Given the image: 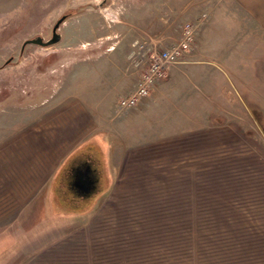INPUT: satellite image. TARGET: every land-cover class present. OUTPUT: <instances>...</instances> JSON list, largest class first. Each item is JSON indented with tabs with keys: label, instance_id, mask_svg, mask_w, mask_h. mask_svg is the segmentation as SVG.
<instances>
[{
	"label": "rangeland",
	"instance_id": "374dc122",
	"mask_svg": "<svg viewBox=\"0 0 264 264\" xmlns=\"http://www.w3.org/2000/svg\"><path fill=\"white\" fill-rule=\"evenodd\" d=\"M155 2L0 0V264H264V47L196 75L183 62L207 13ZM63 16L60 42L23 49ZM188 21L195 42L163 100L121 107L146 68L139 44L164 37L160 52ZM70 103L84 110L50 120ZM96 129L103 192L63 201L48 187L57 160Z\"/></svg>",
	"mask_w": 264,
	"mask_h": 264
},
{
	"label": "crops",
	"instance_id": "0c3cea01",
	"mask_svg": "<svg viewBox=\"0 0 264 264\" xmlns=\"http://www.w3.org/2000/svg\"><path fill=\"white\" fill-rule=\"evenodd\" d=\"M158 1L159 0H156L155 2L156 5L160 4L161 6H163L165 4L164 6H169L171 10L176 9L188 15L189 14L194 15L195 13L200 15L204 10L206 11V12L204 11L203 13H207L208 17L207 19L201 20V24L199 23L200 29L196 42L194 44V48L186 56L183 62L184 66L190 68H193L192 65H199V66L201 65V67L197 69L193 68L196 75L204 69L208 70L210 74H213V72L216 74L215 67L217 66H214L213 64H216L217 61L226 60L227 56H229V51L231 52L234 51L235 55L245 54L247 57L249 56L248 52H251L255 43L257 44V46L260 45L261 48L264 47V0H162L161 2ZM201 10L203 11L200 13ZM225 16L231 18L229 28H226L225 23L222 22ZM227 33L228 36L224 39H221ZM174 38L176 37H172V39ZM218 39L221 40V43L218 42ZM166 40L167 39L163 37V40L161 39L160 41H164V43H166ZM160 41L154 38V39H150V42L143 41L141 43L146 42L144 43L146 47L148 49H152L155 45H157V43H160ZM241 50L242 52L238 53V51ZM231 56H233V53L231 54ZM169 73L171 74L170 77L172 75L175 76L177 74L176 67H172L170 65L168 69V74ZM162 80L156 82L152 86L150 97L148 99L154 101L162 99L161 98L162 94L166 90H168L167 84L161 85L167 83ZM136 82H137V73L135 74V79L133 81V84H131V86L128 87V89H126L125 95L131 93L135 89L134 87ZM130 89L131 91L129 92ZM70 104L72 105V103ZM85 107H86L85 108L86 111L89 110L90 111L89 113L91 115L96 116V120L98 121L97 123L98 125L96 126L97 128H99L100 122L104 123V119L100 113L101 111H93L95 109H92V106L91 107L89 106L90 109L87 106ZM49 109L50 111L53 110L51 111V113L48 114L51 115L50 120L51 117L57 113H66V111H69V115H72L74 112L78 113V111L84 110V108L81 107L78 108L75 105L66 108H60L55 106V107H49ZM102 114L104 113L102 112ZM89 123H92V120ZM61 125L63 126L65 124L62 123ZM22 127L25 130V125ZM31 127H32L31 129L27 128L26 129L27 132L25 131L23 135L25 137H28L29 139L31 138V140H35L36 137L33 135L35 133L30 132V130H36V129L42 130L40 129L42 127L39 128H37L36 126L35 127L31 126ZM65 129L66 128H64L63 130ZM101 135L102 137L103 136L109 137L107 132L103 130L92 132L90 136L85 137L80 142H78L74 146V148H72L68 153H66L65 155H61V158L57 160L58 163L55 166L56 170L52 175L51 181L48 185L50 189L52 187L61 186V181L66 182L67 172L70 171L71 168L70 163L72 162V158H74V156L83 153L86 154H92V152L95 153L92 150L94 148H97L96 152L101 150L100 140L102 143H104L103 141L105 140L102 139ZM90 141L91 143L87 145V143ZM22 148L23 151H25V155L35 151L33 149L32 150L28 148L26 149L25 144L22 145ZM99 154L101 155V153ZM101 163L102 166L97 167L99 173L98 175L99 183H98V189L95 192L96 194L103 192L100 190H102V188L105 187L104 185L105 176H103L101 172L106 171V169H105L104 159L102 156H101ZM21 170L22 172H24V168H22ZM62 186H63V182H62Z\"/></svg>",
	"mask_w": 264,
	"mask_h": 264
},
{
	"label": "built area",
	"instance_id": "2783aa9c",
	"mask_svg": "<svg viewBox=\"0 0 264 264\" xmlns=\"http://www.w3.org/2000/svg\"><path fill=\"white\" fill-rule=\"evenodd\" d=\"M198 31V24L194 21L185 23L180 39L160 50V52L149 50L145 44L138 46V56L141 64H146L142 72L137 87L128 95L121 97L119 105L124 108L137 106L151 91L157 80H162L167 76V67L181 60L184 54L192 48ZM148 61V62H147ZM147 62V63H146Z\"/></svg>",
	"mask_w": 264,
	"mask_h": 264
},
{
	"label": "flooded vegetation",
	"instance_id": "af4514ba",
	"mask_svg": "<svg viewBox=\"0 0 264 264\" xmlns=\"http://www.w3.org/2000/svg\"><path fill=\"white\" fill-rule=\"evenodd\" d=\"M94 155L95 153L92 152V154H78L72 158L71 168L70 171L67 172V179L66 182L61 181V186L56 187L58 196L64 195L61 199L67 200L66 197L80 200V201H86L96 190L97 185L99 183V173L97 170V167L100 166L98 161H94ZM97 166V167H96ZM87 168L90 170V180L91 182V188H84L82 187L81 189L76 187L77 185L75 184V178L79 173L84 172ZM63 182V186H62ZM60 190V192H59ZM69 190L71 193H69ZM77 191V193H75ZM97 191V190H96ZM74 192V193H72ZM61 197V196H60ZM67 203V202H66Z\"/></svg>",
	"mask_w": 264,
	"mask_h": 264
},
{
	"label": "water",
	"instance_id": "95a60500",
	"mask_svg": "<svg viewBox=\"0 0 264 264\" xmlns=\"http://www.w3.org/2000/svg\"><path fill=\"white\" fill-rule=\"evenodd\" d=\"M65 18H66V16H63L57 21V23L55 24V26L53 28L52 38H50L48 41H45L42 36H37L35 38H31V39L26 40L23 44V49L25 48L26 45L31 44V43L40 44L43 46H49V45H53V44L60 42L62 39V34L58 31V29L60 28V25L65 20ZM89 170L90 169L87 168L84 172H81V173H79V175H77V177L75 178V184L77 185L76 187H78L80 189L82 187L91 188L92 180H90V178H89V176H90ZM97 170H98V168H97ZM97 189H98V185H97L96 190ZM96 190H95V192H96ZM69 193H71L70 190H69ZM72 193H74V192H72ZM75 193H77V191Z\"/></svg>",
	"mask_w": 264,
	"mask_h": 264
}]
</instances>
